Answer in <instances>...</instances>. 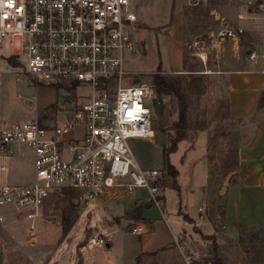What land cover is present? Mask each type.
<instances>
[{"label": "built area", "instance_id": "obj_1", "mask_svg": "<svg viewBox=\"0 0 264 264\" xmlns=\"http://www.w3.org/2000/svg\"><path fill=\"white\" fill-rule=\"evenodd\" d=\"M185 1L196 6L212 0ZM135 2L0 0V88L6 76L15 75L17 83L31 80L36 87L53 86L74 96L60 119L53 109L24 122L6 124L0 117V160L15 156L18 145L34 156L33 181L0 185V208L14 207L32 235L46 200L65 189L74 191L85 208L104 206L112 191L131 195L140 189L159 207L168 173L144 169L129 141L152 132L150 105L158 98L152 81L125 69V54L139 45L133 36L138 22ZM247 7L263 9V4L248 1ZM244 33L243 28L226 27L217 36L235 39ZM259 56L264 57L252 52L249 58ZM131 232L139 235L143 228L135 226ZM113 235L97 234L89 243L110 245Z\"/></svg>", "mask_w": 264, "mask_h": 264}, {"label": "crops", "instance_id": "obj_2", "mask_svg": "<svg viewBox=\"0 0 264 264\" xmlns=\"http://www.w3.org/2000/svg\"><path fill=\"white\" fill-rule=\"evenodd\" d=\"M248 1L250 0H212L208 4L190 6L185 0H179V3H175L170 21L159 26L165 34V45L170 46L167 48L170 50L171 58L170 61L167 59L169 66L164 69L161 62L153 75L158 72L167 75L187 74L184 70L183 46L193 37L196 38L195 44L203 51L211 45L208 50L206 49V59L202 56V64L208 70L205 75L216 86V94L222 97L225 103L221 121L226 128L232 126V122L245 123L247 135L237 150L233 170L236 175L223 196L221 190L228 173L226 174L222 160L213 157L215 148L212 150L214 146L210 145L212 143L215 145L219 140L222 142L223 139L211 136L208 130H201L196 136L187 135L178 144L177 151L171 154L169 159L178 176L174 180L168 174L166 190L160 196L166 213L172 215L178 226L176 231L169 226L168 216L148 203L149 194L147 193L148 197H145L142 190H137L131 195L112 191L106 197L104 206L102 205L107 214L104 224L110 229L109 234L114 233L113 243H117L115 240L117 231H121L124 236L121 264H188V259L191 260V264H213L209 260H203L200 254L202 249L206 248L208 238L217 236L218 239L236 241L240 238L242 229H250L260 230L264 239V57L259 56L254 61L249 58L252 52L258 55L257 50L264 51L261 49L264 45V15L256 16L254 21L250 20L249 18L255 15L246 5ZM253 1L263 4L264 8V0ZM198 6H203L208 11L203 18L193 17L195 11L191 8ZM239 14L246 18L240 20ZM140 22L138 17L136 24L138 36L142 27ZM186 26L189 34L185 33ZM226 27L243 28L248 34L247 39L242 41L243 35L235 39L218 38L219 31ZM145 50L146 41L144 52ZM209 60L211 64L207 63ZM23 100L28 109H31L28 104L34 106L31 100L26 98ZM63 107H59V110ZM0 117L6 124L12 123L7 121L1 107ZM227 122L230 125H227ZM155 132V141L159 143L156 148L162 153L163 170L164 149L168 145V138L163 132ZM146 137L148 135L142 138ZM15 150L17 154L11 159L0 160V185L25 186L34 179L32 150L21 145L16 146ZM3 167L6 169L2 170ZM155 169L158 168H150ZM65 195L73 197V205L79 206L75 192L65 189L52 194L46 200L42 210L43 218L49 211L52 212L48 204L53 197ZM3 208L5 207L0 209ZM140 208L142 212L137 217L134 211ZM91 212L87 213L88 217ZM195 215H198V220H195ZM0 217L3 218V221H0V240L9 242L23 239V233L28 232L23 226V221L26 220L14 207L0 211ZM56 219L57 226L53 230L58 239L63 235V218L57 216ZM223 223L226 232L220 231ZM135 226L142 227L143 232L139 235L132 233L131 237H126ZM188 227L199 228L200 231H190ZM211 228L215 230L211 231ZM0 244L3 246L1 241ZM112 244L103 250L92 252V255L86 252L85 246L80 247L82 256L79 264H116L112 256L115 246ZM83 247L84 250H81Z\"/></svg>", "mask_w": 264, "mask_h": 264}, {"label": "rangeland", "instance_id": "obj_3", "mask_svg": "<svg viewBox=\"0 0 264 264\" xmlns=\"http://www.w3.org/2000/svg\"><path fill=\"white\" fill-rule=\"evenodd\" d=\"M252 2L259 4V2L253 0ZM175 3H179V0H136L133 5L142 26L139 36L138 34H133V36L137 38L138 42L146 41V50L144 53H141L139 49L126 53L125 69L128 72L139 75V79L141 78L143 81H152L153 73L157 71L161 62L164 69L169 66L167 65V59L170 61L171 53L167 47L170 46L165 45V34L160 30L159 26L170 21L174 13ZM191 9L195 11L193 17L199 16L203 18L208 12L203 6ZM185 12L186 14L188 13L187 7ZM252 13L255 16L252 15L253 17L249 19L254 21L256 16L264 15V8L258 9L254 7L252 8ZM180 27L178 26V28ZM185 33L189 34L187 26L185 27ZM247 37L248 34L244 33L242 41L246 40ZM195 43L196 38L193 37L183 46L184 70L187 74L171 75L180 80L183 93L186 95L189 105L185 133L186 135L196 136L201 130H208L211 136L222 138V142H219V140L215 145L213 143L210 144L211 147L214 146L212 150L215 148L214 153L211 154L213 157L222 160L226 174H230V171L233 172L235 168L237 150L247 135V127L245 123L232 122V126L226 128L224 122L221 121V116L225 112V103L222 97L216 94V86L205 75L208 70L202 64V56H206L205 53L211 45L206 47L207 50L203 51ZM261 49L264 50V45ZM4 50H6V54L10 53L9 49ZM257 51H259L258 54L264 55V51ZM209 59H211V55ZM21 62L24 65L27 64V60L23 55L21 56ZM207 63L211 64L212 62L209 60ZM82 92L79 93L81 94ZM66 93L53 86L42 85L36 87L31 80L17 83L15 75H8L5 78L3 87L0 88V107L9 122L28 121L52 109L56 113L57 118L60 119L65 117L66 114L65 109L59 110V107L65 106L68 108L70 105L68 99L74 97ZM23 98L31 100L34 106L28 104V107L31 108L28 109L24 104ZM156 100L150 105L153 115L152 130L163 132L168 138L167 146L170 147L169 135L175 137L177 133L174 130V124L179 118V103L171 95L163 96L161 99L158 97ZM155 131H152L146 138L133 136L129 141L141 166L149 170L153 167L162 170V153L156 148L159 143L155 141ZM159 136L163 139L161 135ZM157 140L159 141V138ZM163 171H166L165 168ZM140 190L143 191L145 197H148L144 189ZM73 200L74 198L69 195L53 197V200L48 204L52 212L50 213L49 211L44 215V218L42 217L38 220L35 235L24 232V237L21 240H9V242H7L8 240H0L3 244L0 264H79L82 256L80 247L85 246L86 252L90 255L96 250L107 248V244L93 246L89 243V239L92 236L101 233L107 235L110 232V229L104 224V218L107 215L104 208L100 205L87 208L75 207ZM147 200L157 211L168 216L170 219L169 226L176 231L178 226L173 221L172 215L166 213L167 210L163 200L161 198L158 199L159 207L151 201L150 195ZM7 207L11 206H5V208ZM5 208L0 209V211ZM75 208H78V210ZM91 210L93 211L91 212ZM89 211L91 215L88 217L87 213ZM65 215L70 216L71 221L75 223L67 235L63 233L57 239L53 230L57 226L56 217L63 218ZM198 218V215H195V220H198ZM23 226L27 228L26 221H23ZM113 229L117 228L113 227ZM188 229L195 232L200 231L199 228L192 229L188 227ZM214 230L211 228V231ZM220 231L226 232L224 223ZM127 234L126 237H131L132 232ZM218 238L216 236L207 239L206 248L204 247L200 252L203 260H209L213 264H264V239L260 230L242 229L240 238L236 241ZM115 240H117V243L112 244L113 247L115 246L112 256L115 258L116 264H121L122 242L124 241L121 231L116 232ZM203 245H205V242Z\"/></svg>", "mask_w": 264, "mask_h": 264}, {"label": "trees", "instance_id": "obj_4", "mask_svg": "<svg viewBox=\"0 0 264 264\" xmlns=\"http://www.w3.org/2000/svg\"><path fill=\"white\" fill-rule=\"evenodd\" d=\"M152 83L156 88L159 99L163 96H174L179 103V118L178 121L174 124V130L177 132L175 137L169 135L170 147L166 146L164 149V161H165V170L169 173L172 179L176 180L178 172L170 164V156L175 153L178 148V144L185 139L187 136L185 131L187 129L188 122V111L189 105L186 95L183 93L181 82L178 78L171 75H162L160 72L152 76ZM175 185V182L174 184ZM142 210L136 209L134 215L139 217ZM75 222L71 221L70 216L65 215L63 217V233L67 235L71 230Z\"/></svg>", "mask_w": 264, "mask_h": 264}, {"label": "water", "instance_id": "obj_5", "mask_svg": "<svg viewBox=\"0 0 264 264\" xmlns=\"http://www.w3.org/2000/svg\"><path fill=\"white\" fill-rule=\"evenodd\" d=\"M138 49L144 53V40L140 41L139 42V45H138ZM236 175V172H231L230 174L227 175L224 183H223V186H222V190H221V196L225 195L226 193V190L228 188V186L230 185V182L232 180V178Z\"/></svg>", "mask_w": 264, "mask_h": 264}, {"label": "bare ground", "instance_id": "obj_6", "mask_svg": "<svg viewBox=\"0 0 264 264\" xmlns=\"http://www.w3.org/2000/svg\"><path fill=\"white\" fill-rule=\"evenodd\" d=\"M203 57L206 59V56L205 55Z\"/></svg>", "mask_w": 264, "mask_h": 264}]
</instances>
